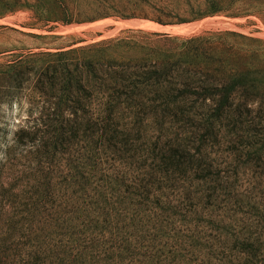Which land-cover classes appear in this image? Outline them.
<instances>
[{"label":"rangeland","instance_id":"1","mask_svg":"<svg viewBox=\"0 0 264 264\" xmlns=\"http://www.w3.org/2000/svg\"><path fill=\"white\" fill-rule=\"evenodd\" d=\"M147 1L0 0V264H264V0Z\"/></svg>","mask_w":264,"mask_h":264},{"label":"trees","instance_id":"2","mask_svg":"<svg viewBox=\"0 0 264 264\" xmlns=\"http://www.w3.org/2000/svg\"><path fill=\"white\" fill-rule=\"evenodd\" d=\"M169 1H171V3L179 4V3L182 2L183 0H169ZM184 1H185L186 4L188 5L190 0H184ZM154 2H157V4H159V3L163 2V0H148V1H147L148 4H151V3H154ZM151 5H152V4H151ZM189 6H190V5H189ZM152 8H155V7L152 6ZM218 13H220L218 10H215V11H213V10H205L202 14H200V15H198L196 18H194V20H196V19H201V18H205V17H208V16H210V15H216V14H218ZM162 17H163V18H157L154 22L157 23V24L160 25V26L171 25V23L168 22L167 19L172 18V16L162 14ZM232 17H234V18H242L241 16H232ZM111 43H112V41H108V42H102V43H100L99 45H103V46H105V45H107V44H111ZM63 49H64V48H63ZM63 49H57V51H59V50H63ZM88 49H90V50H91V49H95V44H93V45H91L90 47H87V48H85V49H84V48L71 49V50H69L68 52H64V54H65V55H67V54L76 55V54H79V53H83V52H85V50H88ZM94 64H95V63H94Z\"/></svg>","mask_w":264,"mask_h":264}]
</instances>
